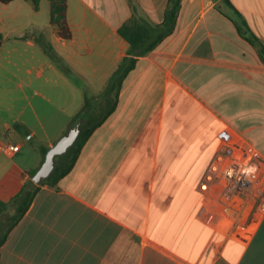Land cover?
I'll list each match as a JSON object with an SVG mask.
<instances>
[{"label":"crops","instance_id":"obj_1","mask_svg":"<svg viewBox=\"0 0 264 264\" xmlns=\"http://www.w3.org/2000/svg\"><path fill=\"white\" fill-rule=\"evenodd\" d=\"M169 0L0 3V201L9 202L127 55L133 15L160 25ZM46 14V15H45ZM73 78L44 53L39 36ZM255 37L257 39L254 40ZM264 0H181L175 29L139 56L115 110L72 170L42 185L0 264H264V217L244 246L215 233L198 185L227 134L264 159ZM264 54V53H263Z\"/></svg>","mask_w":264,"mask_h":264},{"label":"trees","instance_id":"obj_2","mask_svg":"<svg viewBox=\"0 0 264 264\" xmlns=\"http://www.w3.org/2000/svg\"><path fill=\"white\" fill-rule=\"evenodd\" d=\"M14 0H0L8 4ZM38 9L39 0H26ZM181 0H169V5L160 25H152L136 16L130 17L118 29L119 36L127 42L129 50L121 60L118 68L111 75L106 88L97 96L84 94L82 109L75 115L73 127L79 125L80 133L75 143L68 151L55 159V168L49 177L35 184L30 174V179L25 182L20 192L9 202L0 201V248L5 243L9 233L23 218L30 207L35 195L42 185L54 186L61 178L66 176L73 168L80 151L92 133L101 126L116 108L117 99L122 83L131 72L139 56L151 52L161 41L168 37L175 29ZM50 4V24L57 29V35L63 40H69L70 30L66 22V0H48ZM254 40L257 41L255 37ZM37 42L41 44L44 53L68 77L73 78L67 65L52 50V47L40 35ZM260 45V55L264 59V49Z\"/></svg>","mask_w":264,"mask_h":264},{"label":"built area","instance_id":"obj_3","mask_svg":"<svg viewBox=\"0 0 264 264\" xmlns=\"http://www.w3.org/2000/svg\"><path fill=\"white\" fill-rule=\"evenodd\" d=\"M0 150L11 155L15 147L7 144ZM198 190L214 232L246 245L264 217V159L254 147L227 134Z\"/></svg>","mask_w":264,"mask_h":264},{"label":"water","instance_id":"obj_4","mask_svg":"<svg viewBox=\"0 0 264 264\" xmlns=\"http://www.w3.org/2000/svg\"><path fill=\"white\" fill-rule=\"evenodd\" d=\"M80 133L79 125L71 128L65 135H63L46 153L45 159L32 177L35 184L40 183L43 179L50 176L55 168V159L57 156L65 154L68 149L75 143Z\"/></svg>","mask_w":264,"mask_h":264},{"label":"rangeland","instance_id":"obj_5","mask_svg":"<svg viewBox=\"0 0 264 264\" xmlns=\"http://www.w3.org/2000/svg\"><path fill=\"white\" fill-rule=\"evenodd\" d=\"M46 15V14H45Z\"/></svg>","mask_w":264,"mask_h":264}]
</instances>
